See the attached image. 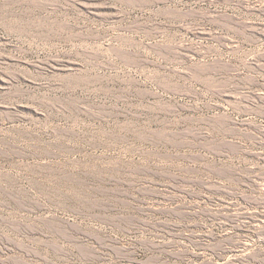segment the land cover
I'll return each instance as SVG.
<instances>
[{
	"label": "rangeland",
	"instance_id": "374dc122",
	"mask_svg": "<svg viewBox=\"0 0 264 264\" xmlns=\"http://www.w3.org/2000/svg\"><path fill=\"white\" fill-rule=\"evenodd\" d=\"M137 2L0 0V264H264V0Z\"/></svg>",
	"mask_w": 264,
	"mask_h": 264
},
{
	"label": "bare ground",
	"instance_id": "6f19581e",
	"mask_svg": "<svg viewBox=\"0 0 264 264\" xmlns=\"http://www.w3.org/2000/svg\"><path fill=\"white\" fill-rule=\"evenodd\" d=\"M174 2H175V0H138V2L135 3V6H137L138 8H140L141 10H144V11L145 10L147 11V10L151 9L152 7H156L157 10H162L167 15L174 16L177 13L181 12L180 10H176L174 8L175 7L173 5ZM193 11H195V10L193 9ZM187 12H189V10ZM185 14H186V12H185ZM124 62L126 64H130L129 62H131V61L126 59V61H124ZM206 70H209V69L206 68ZM113 80H119V79H111V78H107V77H103V76L97 75V76H94L87 84H90V85H93V86H100V87H98L97 90L107 93L109 91V89L107 88L108 86H106L104 84L105 83H110ZM120 81L123 82L124 84H126L129 87H132L133 85L136 84V82L134 80H132V79H130L128 81H122V80H120ZM229 83H230V79L227 77L225 79V84L228 85ZM138 94H139V98L142 101H144L147 98H158L159 97L157 92L151 91V90H146V91H141L140 90V92H138ZM157 103L158 104H156V106H154V107L142 106V109L146 110L148 113H157L158 112V113H162V114H166V115L170 114V113H174V114L177 115V113L178 114H182V112L189 111L190 114L181 116L180 117L181 118L180 121L181 122H185V123H193L194 122L195 125H198L197 122H209L211 120L210 117L204 118V116H202V117L197 116L195 114L196 111H193V110L179 108V107H176L173 104L172 105L171 104H168V105L165 104L164 105V104H161L160 101L157 102ZM191 114H195V115H191ZM212 126H213V128L210 129V134H212L213 137L214 136H220L221 140L224 139V140H227V141H229L228 138H234V139L240 140L241 134L235 130V127L226 128V127L220 125L219 122H217V121H215V123H213ZM230 141L233 142L232 139H230ZM83 197H84V195H83ZM62 204H64V203H61L59 205H62ZM61 208L65 211V215L64 216L60 217V216H58L56 214H50L48 217L40 219V221L44 225H46V227L48 228V230H49V232H50V234L52 236L60 237L62 239H71L73 234H84L90 240H93L94 243H99L100 242L99 237L94 234V231L92 229L87 228L84 225H82L81 221H77V218H79V219L81 218L80 214L72 213L71 210H69L66 206H63Z\"/></svg>",
	"mask_w": 264,
	"mask_h": 264
}]
</instances>
